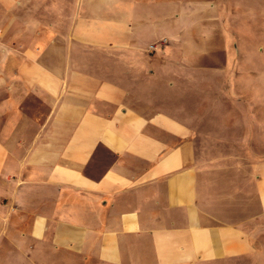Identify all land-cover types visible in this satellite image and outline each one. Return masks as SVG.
<instances>
[{
    "label": "crops",
    "instance_id": "0c3cea01",
    "mask_svg": "<svg viewBox=\"0 0 264 264\" xmlns=\"http://www.w3.org/2000/svg\"><path fill=\"white\" fill-rule=\"evenodd\" d=\"M151 3L0 0L9 24L69 26L0 76V264H264V158L234 156L258 118L216 115L194 69L147 51L177 34Z\"/></svg>",
    "mask_w": 264,
    "mask_h": 264
},
{
    "label": "rangeland",
    "instance_id": "374dc122",
    "mask_svg": "<svg viewBox=\"0 0 264 264\" xmlns=\"http://www.w3.org/2000/svg\"><path fill=\"white\" fill-rule=\"evenodd\" d=\"M151 1L152 11L157 15L145 14L146 24L158 23L163 30L175 26L177 34L162 32L161 36L166 38L148 46L147 51L150 54L159 51L178 59L180 69H194L196 79L191 77L192 83L196 80L198 88L204 84L211 88L205 97L213 100L216 115L241 114L247 119L257 116L258 120L253 121L254 130H250V120L246 132L249 139L254 138L249 140V145L254 143L257 149L252 147L251 152H239L234 156L240 159L264 158V0ZM146 10L150 11L148 7ZM9 15L13 12L0 9V76H7L8 82H15L8 63L18 64L24 55L13 54L14 51L35 50L44 40H48V44L53 41L54 44L67 43L66 37L46 39L42 30L49 25L50 29L55 26L60 29L58 31H67L69 26L68 21L47 19L46 14L45 20L37 17L32 24L23 21L9 24ZM145 34V39L150 38V32ZM180 35L187 36L184 39L189 49L187 58H184L187 52L184 43H175V37ZM28 100L26 110L38 115L43 110L38 104L40 101L34 96Z\"/></svg>",
    "mask_w": 264,
    "mask_h": 264
}]
</instances>
